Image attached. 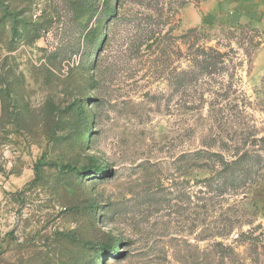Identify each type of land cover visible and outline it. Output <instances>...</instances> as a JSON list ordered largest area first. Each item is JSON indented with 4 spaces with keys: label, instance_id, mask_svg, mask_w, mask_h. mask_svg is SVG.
I'll use <instances>...</instances> for the list:
<instances>
[{
    "label": "rangeland",
    "instance_id": "1",
    "mask_svg": "<svg viewBox=\"0 0 264 264\" xmlns=\"http://www.w3.org/2000/svg\"><path fill=\"white\" fill-rule=\"evenodd\" d=\"M227 1L0 0V264H264V14Z\"/></svg>",
    "mask_w": 264,
    "mask_h": 264
},
{
    "label": "trees",
    "instance_id": "2",
    "mask_svg": "<svg viewBox=\"0 0 264 264\" xmlns=\"http://www.w3.org/2000/svg\"><path fill=\"white\" fill-rule=\"evenodd\" d=\"M197 52V55L199 54V56L203 57L201 62L205 66L207 58H210V60L212 58H222V54H220L219 52H213V50L211 49L206 50L199 48ZM210 53H212V55H210ZM199 154H203V156L207 157V160L211 161V163L214 164V168H219V170L216 171L214 175L220 178L223 177L225 182L222 185L225 188H228L229 191H232L233 193L237 194L239 190H241L247 185L246 180L249 177L250 167H252L249 162L250 160H253L252 157L248 154L245 153L241 156L235 157L232 160L224 159V157L219 153L197 152L195 156H198ZM63 168L68 170L69 172L76 173L78 175L84 174V172L70 165H65L63 166ZM105 171L106 170L104 168H96L95 173L97 174V176L103 177ZM205 181L210 182L209 179H206ZM113 253H118V250L115 247H113ZM97 258L99 259L100 257L97 256Z\"/></svg>",
    "mask_w": 264,
    "mask_h": 264
},
{
    "label": "crops",
    "instance_id": "3",
    "mask_svg": "<svg viewBox=\"0 0 264 264\" xmlns=\"http://www.w3.org/2000/svg\"><path fill=\"white\" fill-rule=\"evenodd\" d=\"M213 7L210 6L208 11L211 12ZM250 9L253 10V13L249 12ZM220 12L227 15L232 25H238L250 18L257 22L261 20V14H264V0H229L225 5L220 6ZM212 17L213 15L210 18L212 19Z\"/></svg>",
    "mask_w": 264,
    "mask_h": 264
}]
</instances>
